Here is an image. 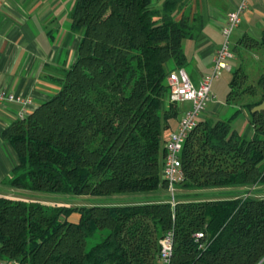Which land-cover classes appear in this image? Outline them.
<instances>
[{"label":"trees","instance_id":"16d2710c","mask_svg":"<svg viewBox=\"0 0 264 264\" xmlns=\"http://www.w3.org/2000/svg\"><path fill=\"white\" fill-rule=\"evenodd\" d=\"M151 4L73 0L71 30L83 33L75 64L48 101L3 134L19 163L9 188L118 203L50 206L43 202H70L0 197V259L160 264L159 242L172 230L171 264H264V198L256 190L264 188V111L252 113L264 102V33L233 49L238 66L227 114L200 120L188 137L173 206L162 177L163 136L179 116L168 77L186 67L183 42L199 27L186 0ZM244 112L251 139L232 125Z\"/></svg>","mask_w":264,"mask_h":264},{"label":"crops","instance_id":"0c3cea01","mask_svg":"<svg viewBox=\"0 0 264 264\" xmlns=\"http://www.w3.org/2000/svg\"><path fill=\"white\" fill-rule=\"evenodd\" d=\"M186 1V10L192 20L198 19L199 30L193 38L183 42L187 57L183 70L198 85L211 72L216 51L223 41L222 29L228 14L241 0ZM151 2L153 7H160L165 0ZM72 5L73 0H0V90L31 97V113L59 90L60 80L76 62L83 33L71 30ZM263 33L264 0H249L242 23L232 36V48L235 49L243 37L260 40ZM237 66L238 59L234 54L229 71L233 72ZM167 68L172 70L170 65ZM177 105L179 116L170 121L163 136L165 141L190 108L189 103ZM208 106L210 109H206L201 120L222 119L220 116L228 111L226 104L215 105L211 101ZM18 114L19 107L15 104L0 106V197L26 200L33 195L8 186L19 163L13 147L3 137L4 132L19 121ZM243 114L249 117L248 113ZM251 132L254 134L250 124L246 132L240 134L247 138Z\"/></svg>","mask_w":264,"mask_h":264},{"label":"built area","instance_id":"2783aa9c","mask_svg":"<svg viewBox=\"0 0 264 264\" xmlns=\"http://www.w3.org/2000/svg\"><path fill=\"white\" fill-rule=\"evenodd\" d=\"M249 0H241L237 8L228 14L227 21L222 29L223 41L217 49L211 72L205 75L198 85H195L183 70L172 71L168 77L171 88V102L177 104L189 103L187 109L179 120L174 130L164 143L165 160L162 172L163 180L168 185V193L173 206L176 205V188L181 184L185 175L183 172L181 154L188 137L193 133L206 111L207 105L212 101L213 85L224 71L230 70V61L234 58L232 48V36L239 28L243 20V14L248 9ZM4 103L15 104L19 107V120H25L31 114L33 100L31 97H23L6 90H0V106ZM202 238L196 235L197 241ZM160 264H171L175 235L171 230L160 240ZM0 264H18L0 259Z\"/></svg>","mask_w":264,"mask_h":264},{"label":"rangeland","instance_id":"374dc122","mask_svg":"<svg viewBox=\"0 0 264 264\" xmlns=\"http://www.w3.org/2000/svg\"><path fill=\"white\" fill-rule=\"evenodd\" d=\"M233 73L232 71H224L222 73V75L215 80L214 85H213V90H212V94H213V98L212 101L214 102V104H226V99H227V95L229 93L230 87H229V83L231 82L232 78H233ZM207 111H209V106L206 108ZM227 114L224 113L223 115H221L220 117H225ZM213 120H217V119H213ZM233 128L235 130H237L239 133L244 134V132H246V130L248 129V127L250 126V118L247 117L244 114L239 115L238 117H236V119L233 121ZM202 131V129L198 130L197 135ZM253 137V133L251 132L249 134V136L247 137V139H251ZM257 191H263L260 192V194L258 195V197L260 198H264V188H257ZM166 193V192H165ZM47 195V194H46ZM45 194H33L32 198L38 197L39 199L44 200V198L47 197H51L52 199H57L59 201H63V202H70L67 204H62V203H51L49 200L48 202H43L45 205H50V206H54V205H59V206H85V205H90V204H102V205H109V204H115L118 203V198H112V197H100V198H89V197H70V196H46ZM166 196H168L169 198L170 195L167 192ZM41 197V198H40ZM116 197H123V196H116ZM132 197L131 195H125V198H129ZM18 200V199H17ZM46 200V199H45ZM79 215H73L71 217V221L73 222H78L79 220ZM95 242L94 241H90L88 244V248H91L93 246Z\"/></svg>","mask_w":264,"mask_h":264},{"label":"water","instance_id":"95a60500","mask_svg":"<svg viewBox=\"0 0 264 264\" xmlns=\"http://www.w3.org/2000/svg\"><path fill=\"white\" fill-rule=\"evenodd\" d=\"M264 111V102L259 105V106H256L255 108L252 109V113L255 114V113H261Z\"/></svg>","mask_w":264,"mask_h":264}]
</instances>
